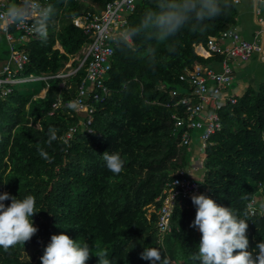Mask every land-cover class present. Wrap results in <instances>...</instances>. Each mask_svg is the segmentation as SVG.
<instances>
[{
	"label": "trees",
	"instance_id": "16d2710c",
	"mask_svg": "<svg viewBox=\"0 0 264 264\" xmlns=\"http://www.w3.org/2000/svg\"><path fill=\"white\" fill-rule=\"evenodd\" d=\"M46 1L57 10L54 22L46 42L34 35L18 46L30 59L21 75L60 70L89 41L70 18L98 12L111 0ZM224 2L221 0L222 5ZM227 3L230 7L219 16L205 20L195 30H181L166 43L141 35L134 38L135 51L113 44L105 79L111 92L95 105L91 132L81 129L78 115L66 107L84 76L83 67L67 81L70 86H60L59 78L49 79L43 97L34 96L46 82L33 80L16 85L12 93L0 98V192L21 199L32 195L39 211L31 218L37 232L30 241L7 252L0 247V264H41L39 258L51 235L61 232L74 240L85 239L90 248L99 245L100 250H107L111 264H150L140 257L144 247L161 248V256L165 251L175 264H197L188 259L197 251L201 237L198 229L190 227L195 217L191 198L176 203L170 230L160 242L156 214L151 213L148 219L146 213L148 205L158 207L156 198L165 183L178 168L187 169L193 157L191 148L181 144L183 127L177 128L171 117L176 96L169 91L187 87L179 78L185 68L211 66L219 60L197 55L194 44L205 43L208 36L235 26L239 3ZM154 7L155 0H136L128 27L139 24L144 12ZM57 42L63 52L55 48ZM148 49L154 50V60ZM6 55L5 49L1 57ZM78 63L74 60L72 65ZM57 99L60 106L53 110ZM176 111L181 110L178 107ZM216 111L221 129L210 136L205 148L200 182L206 196L248 219L246 235L252 251L264 241V82L247 86L235 103ZM49 126L57 129L58 136L51 147L46 144ZM71 126L76 129L65 142L62 136ZM38 146L48 152L50 161L39 155ZM104 151L120 154L124 161L120 174L107 169L101 156ZM252 198L261 200L263 206V212L255 216L248 211ZM10 202L3 201L6 206ZM22 247H32L35 259H23ZM97 261L90 253L86 264Z\"/></svg>",
	"mask_w": 264,
	"mask_h": 264
},
{
	"label": "built area",
	"instance_id": "2783aa9c",
	"mask_svg": "<svg viewBox=\"0 0 264 264\" xmlns=\"http://www.w3.org/2000/svg\"><path fill=\"white\" fill-rule=\"evenodd\" d=\"M238 2L239 0H234ZM256 3L255 16L258 28L252 37L247 39L242 36L236 26H231L216 35L208 36L205 43L194 44V51L204 58L217 56L219 60L215 65L194 64L191 68H185L179 76L180 80L187 86L183 90L171 89L170 95L176 99L173 103L174 113L171 117L175 120V126L182 128L181 144L190 147L192 138L191 130L197 129V143L195 147L201 152L197 158L200 167L204 161V152L210 143V136L221 129V122L216 109L224 104L236 102L237 95L229 89L234 78L233 64L246 62L256 55L264 62V18L261 15V4L264 0H252ZM10 0H0V9ZM19 2V0H16ZM47 5L46 0H40ZM136 0H111L98 12H85L74 15L71 22L82 29L89 41L86 42L77 59L67 61L64 66L55 73H41L38 75H21L22 70L29 63L27 51L18 46L25 45L35 35L31 31L30 23L25 25H13L8 28H0L8 46L5 59L0 60V98L7 97L13 92L14 87L23 82L43 80L46 87L42 88L38 95L43 97L48 87V80L59 78L62 80L60 86H70L67 81L76 75L80 67L84 68V76L76 85V92L71 100H80L82 106L78 115L79 127L88 132L92 131L91 124L93 114L96 111V104L105 100L110 94V88L106 84V77L111 68L113 56V43L119 32L128 27V20L134 11ZM63 52L58 44L55 45ZM0 49V56H1ZM74 60L79 63L76 67L72 65ZM66 83V84H65ZM164 85H161L163 88ZM42 92V94H41ZM70 100V101H71ZM171 104H167L170 106ZM53 110L60 106V99L52 104ZM180 108V113L176 108ZM53 110L49 114L53 113ZM76 126H71L63 134L62 139L67 142L73 136ZM194 157H192V160ZM190 168L197 169L191 162L189 167L178 168L172 178L165 183L163 193L156 198L160 202L158 207L154 204L148 205L146 216L149 219L151 213L156 214L155 227L158 232V242L170 230V218L178 201L190 199L193 194H205L206 190L195 177L190 174ZM178 182V183H175ZM174 197V199L172 198ZM256 198L248 202L250 216L257 212ZM258 252V249L255 250Z\"/></svg>",
	"mask_w": 264,
	"mask_h": 264
},
{
	"label": "clouds",
	"instance_id": "9594fccd",
	"mask_svg": "<svg viewBox=\"0 0 264 264\" xmlns=\"http://www.w3.org/2000/svg\"><path fill=\"white\" fill-rule=\"evenodd\" d=\"M228 7L230 5L227 0L223 5L221 0H155V7L144 12L139 24L125 28L111 42L118 48L132 51L136 50L134 38L141 35L166 43L181 30H195L205 20L219 16ZM56 11L53 5H43L40 0H10L0 9V28L30 23L31 31L42 42H46ZM147 54L154 60L153 49H148ZM81 106L80 100H71L66 105L73 111H79ZM40 130L44 131L43 128ZM47 136L46 144L51 147L52 142L58 139L57 129L49 126ZM37 151L44 160H51L44 148L38 146ZM101 156L109 171L116 175L122 172L124 161L119 153L104 151ZM241 198L247 199L246 196ZM5 200H10V204L6 206L3 203ZM191 201L195 206V217L190 227L198 229L201 237L196 246L197 251L188 257L189 260L197 264H264V241L256 244L258 252L255 249L248 250L247 218L241 219L234 209L218 205L203 193L193 194ZM37 212L39 211L35 208V198L32 195L21 199L7 192H0V247L5 252L18 243L24 245L31 240L38 230L31 220ZM160 249L144 247L140 257L150 264H171V257L165 251L162 257ZM90 253L98 257L97 264H111L107 250H100L99 245L90 248L85 239L74 240L61 232L51 235L50 242L39 259L41 264H86Z\"/></svg>",
	"mask_w": 264,
	"mask_h": 264
},
{
	"label": "rangeland",
	"instance_id": "374dc122",
	"mask_svg": "<svg viewBox=\"0 0 264 264\" xmlns=\"http://www.w3.org/2000/svg\"><path fill=\"white\" fill-rule=\"evenodd\" d=\"M261 9H262V13L261 15L264 18V3L261 4ZM237 16H236V26H239L240 23L242 22H247L249 23L251 26L254 25V19L256 18L254 11L252 12V4L250 1L248 0H241V2L239 4H237ZM248 37V36H245ZM7 42L4 38L3 35H1V41H0V49L1 51L7 49ZM78 55H82L81 52L79 51L77 53ZM77 54L73 57H71L70 60L77 59ZM240 64H237L238 66L235 67V76L236 79L233 80L232 82V86L230 85L229 89H231L232 87H238V83L242 82V81H246L245 79H248L250 81H252V86H256L257 84L264 82V63L261 62H257L255 60V56H253L250 60H248L246 66L242 65L243 67H240ZM243 64V63H242ZM246 87V86H244ZM244 89V88H243ZM242 88L239 90L242 91ZM42 94V92H41ZM198 134V130L194 129L191 132V138H192V142L190 145V148L192 150V154L194 159L192 160V157L190 159V162L194 165V166H198L197 169H193L190 168V174L195 177L198 181H200L201 176H202V168L200 167L199 163L197 162V158L198 156L201 154V152L195 147L196 143H197V138L196 135ZM257 208L259 209L260 213L263 212V206L261 203V200H259L257 202ZM20 255L23 259H35L36 257V253L33 250L32 247H22L20 249ZM171 264H175L171 261Z\"/></svg>",
	"mask_w": 264,
	"mask_h": 264
},
{
	"label": "crops",
	"instance_id": "0c3cea01",
	"mask_svg": "<svg viewBox=\"0 0 264 264\" xmlns=\"http://www.w3.org/2000/svg\"><path fill=\"white\" fill-rule=\"evenodd\" d=\"M248 1H250L251 2V4H252V12L253 11H255V8H256V3L254 2V1H252V0H248ZM241 2V0H239L238 1V3H240ZM261 12H262V9H261ZM255 14V13H254ZM235 26H236V24H235ZM237 27V29L239 30V32L242 34V36L243 37H245V36H248V37H245V38H247V39H250L251 37H252V35H253V33H254V31L258 28V24H257V20H256V18L254 19V25L253 26H251L249 23H247V22H242V23H240V25L239 26H236ZM255 56V60L257 61V62H261V63H264V62H262V61H260L259 60V58L256 56V55H254ZM6 57V56H5ZM5 57H1L0 56V60L1 59H5ZM253 57V56H252ZM251 57V58H252ZM250 58V59H251ZM249 59V60H250ZM247 62H248V60L246 61V62H239V63H241L240 64V67H243L242 65H245L246 66V64H247ZM239 63H235V64H233V66H234V73H235V67L236 66H238L237 64H239ZM243 63V64H242ZM234 79H236V76H235V74H234V78H233V80ZM246 81H242V82H240V83H238V87H232L231 88V91L232 92H234L237 96L238 95H240L241 93H243V91L246 89V87L247 86H249V85H252V81H250V80H248V79H245ZM233 82V81H232ZM231 86H232V84H231ZM244 86H246V87H244ZM243 89L242 91H240L239 92V90L240 89Z\"/></svg>",
	"mask_w": 264,
	"mask_h": 264
}]
</instances>
